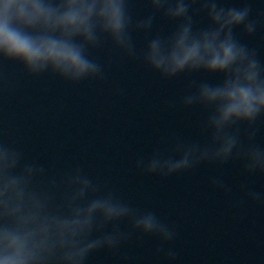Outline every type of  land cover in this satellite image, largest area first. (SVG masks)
Masks as SVG:
<instances>
[{"label":"clouds","instance_id":"obj_1","mask_svg":"<svg viewBox=\"0 0 264 264\" xmlns=\"http://www.w3.org/2000/svg\"><path fill=\"white\" fill-rule=\"evenodd\" d=\"M147 4L151 12L134 18L130 0H0V60L18 63L32 76L51 73L80 83L103 78L90 52L109 40L166 80L207 74L191 80L180 101L205 114L200 127L207 139L175 138L171 153L157 149L136 166L169 177L235 161L246 175L264 176V144L257 139L264 120V59L238 33L252 37L261 25L252 18L251 0ZM159 15L174 25L167 35L152 34ZM133 32L149 37L139 53ZM209 182L232 192L220 176ZM240 190L245 201L264 205V190L244 184ZM133 233L158 239L157 252L174 264L176 251L165 246L175 240V227L155 211L134 207L80 167L52 175L0 138V264H88L100 250L118 252Z\"/></svg>","mask_w":264,"mask_h":264},{"label":"water","instance_id":"obj_2","mask_svg":"<svg viewBox=\"0 0 264 264\" xmlns=\"http://www.w3.org/2000/svg\"><path fill=\"white\" fill-rule=\"evenodd\" d=\"M251 3L252 18L261 25L252 37L238 33L264 59V4ZM130 5L134 18L151 12L147 0ZM173 28L159 15L152 34L167 35ZM132 37L139 53L149 37L143 32ZM90 55L102 65L103 78L80 83L51 73L32 76L22 65L0 60V138L16 143L52 175L80 167L134 207L155 211L175 227V240L165 246L175 249L174 264H264V205L245 201L240 190L242 184L264 190V176L246 175L235 161L201 164L169 177L136 166L157 149L171 153L175 138L207 139L202 110L180 104L190 81L207 74L166 80L109 40ZM257 139L264 144V120ZM213 176L222 177L232 192L213 188ZM121 227L130 230L127 222ZM160 247L158 239L133 233L118 252L100 250L88 264H168Z\"/></svg>","mask_w":264,"mask_h":264}]
</instances>
